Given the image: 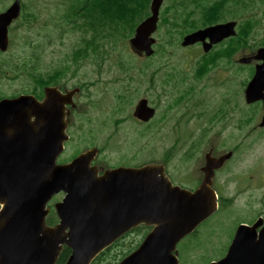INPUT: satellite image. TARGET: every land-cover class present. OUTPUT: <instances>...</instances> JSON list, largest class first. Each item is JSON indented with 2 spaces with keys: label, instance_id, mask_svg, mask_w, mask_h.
<instances>
[{
  "label": "water",
  "instance_id": "obj_1",
  "mask_svg": "<svg viewBox=\"0 0 264 264\" xmlns=\"http://www.w3.org/2000/svg\"><path fill=\"white\" fill-rule=\"evenodd\" d=\"M161 2L151 0V15L139 23L129 40L138 54L149 56L153 51L150 35ZM19 11V0H15L0 14L2 50L8 43L7 26ZM233 26L231 22L196 30L184 36L181 44L202 41L206 51L232 35ZM206 37L210 42L204 44ZM254 59L262 62L246 86L245 100L261 99L264 109V47L241 61ZM69 98L70 93L45 87L42 101L32 95L0 101V264H55L60 243L71 249L64 264H89L109 243L120 219L155 223L154 231L120 264H175L170 253L174 243L216 208L214 192L208 187L210 178L213 168L230 153L218 159L207 155L204 180L195 192L172 186L161 165L109 170L96 177L94 167H89V151L71 163L57 165L55 159L67 138L65 103ZM153 112L146 99H140L133 115L146 121ZM260 125H264V114ZM60 190L66 195L55 205L59 223L47 227L44 205ZM256 226H239L226 255L211 264H264V225L258 238Z\"/></svg>",
  "mask_w": 264,
  "mask_h": 264
},
{
  "label": "rangeland",
  "instance_id": "obj_2",
  "mask_svg": "<svg viewBox=\"0 0 264 264\" xmlns=\"http://www.w3.org/2000/svg\"><path fill=\"white\" fill-rule=\"evenodd\" d=\"M21 1L27 11L25 14L34 11L37 13L38 19L34 22L35 27L32 30L22 27L11 30V43L6 52L5 62L20 67L24 62L27 63V68H23V77L17 78L9 71L12 69L11 66H7L8 74L3 78V84L1 85L5 95L17 90H30L31 82L29 75H27L30 74V70L40 76L52 72L51 69L58 72V74L63 73L64 71L57 69L68 67L71 51L79 44V40L77 41L79 32L69 31V25L63 18L69 0ZM179 1L163 0L162 7L165 8L163 16L167 20L162 22L160 30L154 34L158 48L150 62H153L154 70L158 75L155 78L156 89L146 91L147 84H143L146 75L142 73L140 68L146 69L148 75L150 73L148 68L150 62L147 61L142 66V59L131 53L127 43L128 38L123 40L117 36L119 40H116L115 44L110 40L109 42L102 40L99 45V52L102 54L104 47H106L108 56L103 57L102 55L101 59L93 55L87 60L80 59L76 63V68L74 65L71 66L72 72L69 71L68 74H71L73 78L75 75L76 79L82 74L88 85L86 97L82 100L84 106H96L94 110H86V121L82 124L85 132H78V129L73 128L71 130L72 135L75 140H82L79 145L89 144L90 142L104 144L103 146L108 152L107 157L116 156L120 150L128 151V144H131L130 140L136 135V128L131 125L132 121L131 118L128 119V114H131V110L139 98L148 97L153 105L158 107L159 113L145 136L138 137V140L134 142L133 149L136 151V160L142 161L150 158L161 162L164 159V153L169 152L171 160L166 165L169 173L179 179L191 180L198 176L199 166L203 164L204 153L201 152L207 149L210 144L218 143L221 149L226 151L237 146V152L234 153V156L224 168L229 163L230 165L218 175V181L223 183V195L235 197L232 192H235L238 186H241L240 180L233 179L236 174L238 176L251 174L257 177L259 173H262L264 176V130L263 134H258L259 129L257 127L260 108L258 105L252 107L246 105L242 90L239 91L240 82L245 78L247 79V70L243 73H235L233 67L222 64V66L217 65L215 68L208 70L204 76L199 77L197 81H194L193 88H190V90L185 89L187 86L183 84L189 80L191 73L194 72L196 63L194 62L193 66L186 65V59L184 60L179 49L177 47L172 49L179 35L178 33L176 35L171 28L173 27L177 32V27L172 23L168 24V20L171 12L179 10L182 6ZM261 1L256 0L255 5L245 8V17H249L254 25L252 30L254 38H251L250 42L264 39V6L261 4L263 1ZM11 2L12 0H0V10H3V6H8ZM229 3L232 4L231 1ZM236 12H238V7ZM181 28L183 31L185 27ZM81 45L82 41L79 46ZM168 47H170V51L167 50ZM120 62L129 66L126 74L122 72L119 66ZM164 71L166 75L167 73L172 74V78L177 81L181 79V74H186L184 82L176 90V97H180V99L175 104L172 101L170 92L172 88L169 87L171 81L168 76H166V87L170 89L166 88L165 90L169 92L164 94L158 88L160 75ZM164 83L165 80L163 79ZM125 87H127L125 91L133 90L135 93L127 96L130 103L124 105L123 102L124 107L112 113L114 107H116L117 94L123 91ZM191 90L194 92L191 93ZM132 101L133 106L130 110L129 107ZM225 101L228 103L226 107L228 112L219 121L215 122L216 120H214L212 122L211 131L206 133L193 158L181 161V152L183 150L186 152L193 136L195 140L201 129L207 125V120L213 110H216ZM203 110H207L206 114L197 116L200 113L202 114ZM250 110L252 117H249L250 122L246 123ZM242 118L245 119L240 126L238 123ZM98 119L105 120V127L99 133H97L99 131ZM78 121L77 118L76 123ZM139 130L141 128H137V132ZM121 139L128 141L121 142ZM178 169L182 170V174H175ZM257 198V193H252V195L246 193L238 196L231 212L218 211L207 218L202 226H206L210 230L222 231L226 236L231 234L237 222L242 220L241 217H236L234 220L228 219L227 217L231 213L235 214L237 212L247 220L256 214H264V199L261 201V204L263 203L261 207L258 206ZM256 202L257 205H255ZM224 234L222 233L219 237ZM218 238L214 235L210 237V242L213 243ZM184 243L183 245H185ZM192 249V252L187 251L185 253L184 264H195L194 247ZM200 256L202 255H197V257Z\"/></svg>",
  "mask_w": 264,
  "mask_h": 264
},
{
  "label": "flooded vegetation",
  "instance_id": "obj_3",
  "mask_svg": "<svg viewBox=\"0 0 264 264\" xmlns=\"http://www.w3.org/2000/svg\"><path fill=\"white\" fill-rule=\"evenodd\" d=\"M140 1V0H139ZM150 0H143L141 4L142 7V13L139 14L140 9L133 10V11H127L128 14H132V16L138 15V16H145L147 15L146 13L149 11L150 6H149ZM229 0H225L222 3L218 4V9L214 13V15L217 17L213 19V24L221 23V22H227V21H232L234 20L236 22V35L233 36V38L229 37L226 39H223L222 41L213 44L211 48L207 51V57L209 63H212L214 60H217V64L212 67L215 68L217 65H226L234 68L235 73H243L245 72V65H242L239 60L242 56L246 55L247 49H246V42H245V5L242 1H240L238 5V12H236L235 5H231ZM147 4V6H146ZM7 5L3 6V10L6 9ZM0 10V11H3ZM146 11V12H145ZM160 18H161V13H160ZM237 31L239 32V35L237 36ZM181 55L184 57L185 64L186 65H194V62H196L199 58H204L205 57V52L202 50V44L200 42H197L195 44L189 45V46H184L181 47ZM5 53L0 51V71H1V60L2 57ZM205 61V60H202ZM69 63H73L72 60L68 61ZM221 65V66H222ZM254 66V64H252ZM75 66V65H74ZM76 68V67H75ZM150 73L146 75L145 80L143 81V84H147L146 86V91L154 90L157 88L155 79L154 82L152 83L151 81V76L153 75L154 78H156L157 73L155 72L154 69L149 65L148 66ZM69 70L67 68V71L65 72V75H53L51 78H48V85L49 86H55L57 87L60 91L64 92L66 90H72V96H71V102L66 105L67 110H69V123H68V128L69 132L73 128L75 129H81L83 126V122L86 121V110H94L96 106L94 107H86L84 106V102L82 101L86 97V89L88 88L87 82L85 79H83L82 74L79 76V78L76 79V76L74 75L71 76L69 75ZM74 71V70H73ZM144 71L147 73V70L144 69ZM6 75V71H3L2 73L0 72V100L2 98H12L15 97L21 93H29L24 92L19 90V92L15 93H10L8 95H5L3 90H2V80ZM166 76L171 81V85L169 86L171 89V94H172V99L178 98L176 97V90L178 89L179 85L184 82V79L180 80H174L172 78V74L166 75V72L164 71L162 75H160L159 79V85L158 88L160 91H163L164 94H167L169 91H166L165 89L169 87H166ZM163 79L165 80V83L163 84ZM247 83L246 78L240 82L239 84V91L243 93L244 87ZM185 89L190 90V88H193L192 85L194 86V75L191 73L189 80L184 82ZM47 86V85H46ZM45 86L42 87V95H40V87L39 83L36 81L33 83V86L31 88L32 92L35 97L39 100L42 99L43 96V89ZM194 91L191 90V93ZM30 93V94H31ZM167 103V102H166ZM136 104V103H135ZM133 106V103H132ZM134 108V107H133ZM132 108V110H133ZM120 107H114L113 110H119ZM131 110V107H129ZM78 118V123H76V119ZM260 120V118H259ZM134 124L137 126V128H141L137 132L136 130V138H133L131 141V144H128V151L125 150H120L117 152L116 156L112 157H107L108 152L106 151L105 147L103 146L104 144H98V153L94 160L91 162V164L96 165L100 167L102 170H106L109 168H116L119 166H125V167H139L144 164L150 163L152 159H144L142 161H137L136 160V151L133 149L134 142L138 140V137H143L145 136V133L149 130L150 128V123L151 121H146V122H140L137 119H133ZM242 124H240L241 126ZM258 134H263V129L264 127H259ZM260 128H263L262 130ZM261 130V131H260ZM123 141H128L125 139H121V142ZM79 142H82V140H75L70 136L69 140L66 141L65 146H64V151L59 155L57 161L58 163H64L70 161L73 156L79 152L84 151L83 147L85 145H79ZM74 146V148H73ZM91 147V146H90ZM73 148V149H71ZM193 148H194V142H193ZM87 149V148H86ZM238 147L235 146L232 148L233 152H237ZM74 150V151H73ZM138 150V149H137ZM75 155V156H76ZM74 156V157H75ZM204 160V158H203ZM155 161V160H153ZM159 161H155L157 163ZM160 163V162H159ZM228 163V161H225L222 167L218 170L215 171V174L211 180L212 183V189H214L218 195V202L222 200L223 205H225V212H231V204L236 203L237 201L236 198L242 194L249 193L252 195V193H257L258 198L257 202L255 205L258 204V206H263V203L261 204V201L264 199V176L262 173H259L257 177L252 176L251 174L244 175V176H238L236 174L233 179L240 180L241 186H238L237 190L235 192H232L235 194V197L233 196H222V199L220 198V194L223 195L222 193V188H223V183L218 181V175L222 173V168L225 166V164ZM204 165L199 166V173L198 176L194 177L191 180H182L179 182V185L188 187L190 189L196 190L203 179V172H201V167ZM102 170H99L98 174L102 173ZM247 173V172H246ZM240 175V174H239ZM239 185V184H238ZM62 194V193H61ZM59 194V195H61ZM256 197V196H255ZM235 201V202H234ZM55 203V200L53 198L49 201L47 204L48 207V213L46 215V222L49 226H53L54 224L57 223V219L54 221L55 217V212L53 209V205ZM236 210V209H235ZM213 216V215H212ZM236 217H241L242 220L238 221L237 224L234 226L233 231L229 235H225L224 232L222 231H215L210 230L206 226H202L207 219L202 221L194 230V256L196 257V261L194 262L195 264H208L210 261H216L220 259L227 251L229 248V245L233 239L234 232L239 224H247L251 225L255 219L258 216H255L249 220H245L244 217L241 214H237V212L231 213L228 219H235ZM202 226V227H200ZM200 227V228H199ZM206 227V228H205ZM205 228V229H204ZM154 225L153 224H146V223H140L136 226H133L131 222L127 223V226L125 227L124 224L118 223L117 224V232L119 234L111 241L109 245H107L100 253L97 255L94 259V261L91 262V264H118L124 257L135 251L138 246L141 244V242L153 231ZM221 237H219L221 234ZM196 234L198 236H196ZM193 235V233H192ZM216 235L218 240H214V242H210V237ZM191 237L188 236L187 239ZM195 237H199L200 239H196ZM183 240V239H182ZM182 240H180L178 243L175 245V253L178 257V264H181L182 260V254L183 250L185 247H183ZM190 240L188 241V243ZM62 251L66 254V258L68 257L70 253V249L63 245ZM193 249L190 251L192 252ZM200 251V252H199ZM200 254L202 256L197 257V255ZM65 261V260H64Z\"/></svg>",
  "mask_w": 264,
  "mask_h": 264
},
{
  "label": "trees",
  "instance_id": "obj_4",
  "mask_svg": "<svg viewBox=\"0 0 264 264\" xmlns=\"http://www.w3.org/2000/svg\"><path fill=\"white\" fill-rule=\"evenodd\" d=\"M86 0V9L82 10L79 9L77 12H80L82 10V13L79 14L77 19L70 20L72 24V30L71 31H78L79 37L77 41L79 40V44L82 41V45L73 49L71 52V57L74 61L82 59H90L93 55L97 56L100 54L99 52V45L102 42V40H105L109 42H113L115 44L116 40H119L117 36H119L121 39H126L129 37L133 30L135 25L140 21L142 18L141 16L135 15L132 16V14H128L127 11H133L140 9L139 14L142 12L141 4L143 0ZM263 1V2H262ZM261 4L264 6V0H262ZM88 3V4H87ZM247 7L253 6L256 4V0H247L246 1ZM260 4V5H261ZM147 6V4H146ZM201 18L200 23L201 25H206L208 14H209V6H202L201 7ZM146 12V11H145ZM31 13L29 14V16ZM175 15L177 17L180 16L179 11L175 12ZM172 25H177L176 23ZM188 29L186 30H192L196 27V25L192 24L190 25V21L188 20L187 23ZM253 21L248 18L246 23V31H245V37H246V43L250 42L251 38V32L253 30ZM173 29V27H171ZM110 29V30H109ZM109 30V31H108ZM115 30V32H114ZM80 38V39H79ZM264 44V41L262 42ZM106 46V44H105ZM250 47V46H248ZM108 56V52H106V47H104V52L100 54L99 56ZM26 64H23V66L26 67ZM121 70L123 73H127L129 66L125 65V63L120 62L119 64ZM68 68V67H67ZM67 68L60 69L61 71L67 70ZM198 77H201L202 74L207 70V66L205 68H202L201 66L198 67ZM30 73L33 71H29ZM29 75V74H28ZM53 75H58V72L54 71L53 73H50V76L48 74L46 75V78H42L39 76L40 79H44L43 82H39V85L42 87L44 84H46L47 77L51 78ZM128 94H124L122 92H119L117 94V99L121 102L124 101V99L127 98ZM219 116L218 113H216L215 117ZM66 257V254H61V257L59 258L58 264H62Z\"/></svg>",
  "mask_w": 264,
  "mask_h": 264
}]
</instances>
